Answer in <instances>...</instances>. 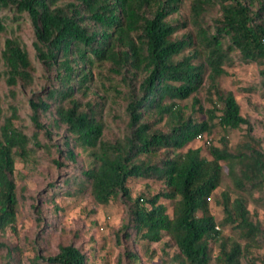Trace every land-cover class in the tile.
Segmentation results:
<instances>
[{"label": "trees", "instance_id": "trees-1", "mask_svg": "<svg viewBox=\"0 0 264 264\" xmlns=\"http://www.w3.org/2000/svg\"><path fill=\"white\" fill-rule=\"evenodd\" d=\"M237 64L258 66L264 92V0H0V235L16 232L27 175L58 170L28 198L35 256L26 262L18 244L0 241V264H94L79 232L61 227L62 197L123 200L119 241H146L149 254L159 242L161 264H264V253H253L264 250V218L247 199L222 191L219 222L210 206L224 173L264 204L261 140L219 82ZM116 103L123 115L112 118L123 126L110 137ZM242 126L243 141L230 147L228 134ZM197 135L210 139L200 141L206 154L192 146ZM77 149L87 164L77 163ZM131 179L162 188L132 196ZM123 255L140 261L132 250Z\"/></svg>", "mask_w": 264, "mask_h": 264}, {"label": "rangeland", "instance_id": "rangeland-1", "mask_svg": "<svg viewBox=\"0 0 264 264\" xmlns=\"http://www.w3.org/2000/svg\"><path fill=\"white\" fill-rule=\"evenodd\" d=\"M183 12H187L186 5L183 7ZM22 36L26 43L31 46L33 35L31 27L28 23L22 26ZM182 33V32H181ZM227 74L219 78L220 85L223 90L231 91L237 102L240 105L241 114L248 118L253 127V135L261 140L264 149V92L260 89L261 77L259 75V68L255 64L240 65L237 64L228 67ZM42 78V84L45 83V77ZM51 81L49 76L48 82ZM46 84V83H45ZM191 100H184L181 105H185L187 111L191 112L189 107ZM112 112L108 114L111 119L107 126V134L111 137L122 129V118L119 121H114L113 114L122 117L121 105L116 103L112 104ZM200 117L199 113H195ZM110 131V133H109ZM245 133V126L240 129L231 131L229 136V146L235 148L243 141ZM222 131L219 129L213 133L212 140L214 144H218L219 136ZM193 147L203 148L204 154L207 153V147L200 141L192 143ZM78 154L77 163L85 165L89 162L88 154L81 149H77ZM22 164L17 162V170H22ZM60 170V169H59ZM68 168L61 169L60 172H67ZM58 170H49L48 168H41L34 175H27L25 181L28 185L26 192V201L21 205V212L17 216L16 232L8 231L5 235H0V241L7 244H18L21 247L22 258L28 261L35 256V247L32 244L37 227L33 218L32 208L30 204L32 199L29 196H35L41 188L51 180L54 175H57ZM24 174H27L23 170ZM59 176V175H58ZM61 176V175H60ZM128 187L131 190L132 196L138 195L140 192L154 193L159 191L162 187L157 180L148 179H131L128 182ZM228 191L229 195L233 198L236 196H243L248 201V208L251 212H257L258 218H264V204L260 200H252L247 194L237 192L232 188V183L228 176L224 173L221 185L217 188L210 201L211 212L217 222L223 218L221 207V193ZM59 206L64 208L61 227L67 231L79 232V243L87 250L94 264L101 262L102 258H106L108 264H129L128 260L123 255L125 249L134 251L139 257L138 264H161V244L159 242L150 243V250H154L153 254L145 253L144 243L146 241H135L118 239L117 234L119 230L126 223L127 215L126 208L123 200L111 201L107 205H94V202L89 197H62L56 201ZM170 202H166V204ZM168 205V204H167ZM221 236L229 237L240 241L238 232L230 228L229 225H218ZM59 232V230L57 231ZM55 242V241H54ZM55 244V243H54ZM34 246V248H33ZM95 246L94 250L89 249ZM254 254H263L264 250H253ZM1 254V253H0ZM170 264V263H166ZM258 264V263H257Z\"/></svg>", "mask_w": 264, "mask_h": 264}, {"label": "built area", "instance_id": "built-area-1", "mask_svg": "<svg viewBox=\"0 0 264 264\" xmlns=\"http://www.w3.org/2000/svg\"><path fill=\"white\" fill-rule=\"evenodd\" d=\"M196 140L197 141H204L206 145H209L210 144V139H207V138H205L202 135H197ZM216 229L219 230V227L216 226Z\"/></svg>", "mask_w": 264, "mask_h": 264}]
</instances>
